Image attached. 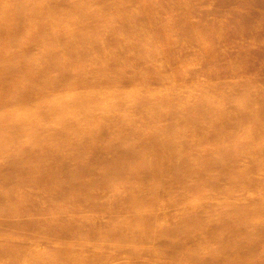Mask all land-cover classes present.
I'll return each instance as SVG.
<instances>
[{"label": "rangeland", "instance_id": "374dc122", "mask_svg": "<svg viewBox=\"0 0 264 264\" xmlns=\"http://www.w3.org/2000/svg\"><path fill=\"white\" fill-rule=\"evenodd\" d=\"M256 1L0 0V264H264Z\"/></svg>", "mask_w": 264, "mask_h": 264}, {"label": "bare ground", "instance_id": "6f19581e", "mask_svg": "<svg viewBox=\"0 0 264 264\" xmlns=\"http://www.w3.org/2000/svg\"><path fill=\"white\" fill-rule=\"evenodd\" d=\"M197 1V0H195ZM215 1V0H214ZM217 1V0H216ZM37 2L40 3V0H37ZM263 0H260V1H256V5H255V8L254 9H257L259 10L260 6L259 4L262 3ZM192 4V2H191ZM178 6V5H177ZM193 6V4L191 5V7ZM263 8V7H262ZM182 10L181 8L178 7V11H176L177 13L180 12ZM264 9L261 11L263 12ZM20 19H4L3 21L0 22V31H1V28H3L4 26H13L15 27V32L18 31V27L20 26ZM19 21V22H18ZM218 32L216 33H221L223 30H224V27H220V28H216ZM227 29V28H225ZM22 54L24 55V52H22ZM1 56V55H0ZM9 56L7 54L3 55L0 57V60L2 59L3 62H0V71H2V73L6 75L9 73V72H12L13 69H15L16 67H20V64L18 63V61H22V58L19 59V60H10L8 58ZM27 57V56H26ZM27 61V58L24 59V63ZM28 62V61H27ZM26 64V63H25ZM27 67L28 66H31L30 63L26 64ZM35 65V64H34ZM31 68V67H30ZM41 71V70H39ZM1 76V74H0ZM7 79V78H6ZM20 98H17L16 96L15 97H11L9 100H7L5 102V106L3 109L4 111H2V120L5 121V124L6 126L8 127V129H11L9 131H14V132H20L21 134H24L25 133V129H27L29 127V124L28 122L26 121V119L23 117V113L26 114L27 112H29L28 114H30V111L33 110V107L32 106H29L25 100L27 98L26 95H20ZM72 100V99H71ZM200 105V104H199ZM189 117V116H187ZM112 120V119H110ZM155 120V119H154ZM156 121V120H155ZM112 124V125H111ZM109 126H114L113 123H111ZM107 127L106 131H111L109 130L110 127ZM114 130V129H113ZM253 132V131H252ZM37 133V132H35ZM254 134H256L255 132H253ZM43 134V132H42ZM42 134H36L34 137H42L43 135ZM253 138H256L253 136ZM53 143L51 142L50 144V147ZM110 148L111 146L108 145ZM248 146L247 144L244 145V149H246ZM13 153L11 154H8L7 157L11 156ZM239 160V159H238ZM4 171V170H3ZM243 200V199H242ZM188 230V229H187ZM169 233H167L166 235L163 234L161 236H158L157 238H143V237H137V238H134V239H126V237H123L122 239H119L120 242H128L130 244H139V243H149L151 240L155 241L156 244L159 246V249H161L163 252H166L168 250V246H169V241L167 240L169 237ZM168 241V242H167Z\"/></svg>", "mask_w": 264, "mask_h": 264}]
</instances>
